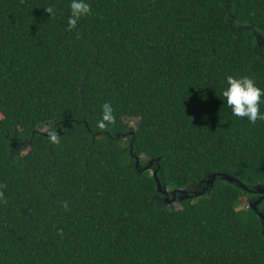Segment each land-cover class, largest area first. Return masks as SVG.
<instances>
[{
  "label": "trees",
  "instance_id": "obj_1",
  "mask_svg": "<svg viewBox=\"0 0 264 264\" xmlns=\"http://www.w3.org/2000/svg\"><path fill=\"white\" fill-rule=\"evenodd\" d=\"M85 2L68 31L71 0H0V264H264L253 192L195 198L264 186V119L223 97L264 90V0Z\"/></svg>",
  "mask_w": 264,
  "mask_h": 264
},
{
  "label": "clouds",
  "instance_id": "obj_2",
  "mask_svg": "<svg viewBox=\"0 0 264 264\" xmlns=\"http://www.w3.org/2000/svg\"><path fill=\"white\" fill-rule=\"evenodd\" d=\"M71 14L68 18V31H73L77 28L78 22L92 14L91 7L85 0H71L70 4ZM46 12L51 14L54 18V8L48 6L45 8ZM77 39L80 38V33H76ZM227 88L223 91V97L226 98L227 106L232 110L233 115L238 118H247L249 122L255 124L257 120L264 119L261 114L260 105L262 97H264V90L258 87L253 79L250 77L236 78L233 76L227 77ZM114 109L110 103H105L102 106V119L98 122V128L106 129L108 124L115 123ZM51 143L59 145L60 135L57 130H51L47 133ZM7 184L0 183V203L7 204L8 200L5 196ZM63 208L67 211L69 209L68 201L62 202ZM60 236H63V230L58 231Z\"/></svg>",
  "mask_w": 264,
  "mask_h": 264
},
{
  "label": "water",
  "instance_id": "obj_3",
  "mask_svg": "<svg viewBox=\"0 0 264 264\" xmlns=\"http://www.w3.org/2000/svg\"><path fill=\"white\" fill-rule=\"evenodd\" d=\"M156 161L159 162L160 158H158ZM136 164L139 167V160H137ZM152 164H153V161L150 163V166H152ZM150 166L147 167L146 169H149ZM154 176L156 177V172H155ZM219 177H221V178H219ZM222 179L227 181V182H229V183L237 184L238 186H240L241 188L245 189L246 191L254 192V193H261V194H263V197H264V186H260L259 185V186L256 187L255 191H251L243 183H241L239 180H237L236 178H234V177H232L230 175H227V174H211V175H209L208 178L204 179L201 182V184L205 183L206 185H204L203 189L200 190L199 193L195 194V198L202 196L206 192V190L209 189V187L212 188V186L215 184V182L220 181ZM158 185H159V181H158ZM200 186L202 187V185H199L198 187L200 188ZM161 190L162 189H161V187L159 185V191H161ZM163 193L167 196L166 203H168V204L172 203L173 201H176L178 194H180L179 199L181 201H184V200H187V199H192L190 194H189V190L188 189H177V190L173 191L171 193V195L173 196L172 200L168 198V192L166 190L163 191ZM250 206L253 209L256 210V203H253V201L250 203ZM263 234H264V230H263Z\"/></svg>",
  "mask_w": 264,
  "mask_h": 264
},
{
  "label": "flooded vegetation",
  "instance_id": "obj_4",
  "mask_svg": "<svg viewBox=\"0 0 264 264\" xmlns=\"http://www.w3.org/2000/svg\"><path fill=\"white\" fill-rule=\"evenodd\" d=\"M251 195H252V197H251L249 203H251V200H252L253 203H256V209H259V208L261 209V207H263V205H264V197H263V194H261V193H254L253 192V194H251ZM258 212H259V216L262 219L263 225H264V211L261 210V211H258Z\"/></svg>",
  "mask_w": 264,
  "mask_h": 264
},
{
  "label": "rangeland",
  "instance_id": "obj_5",
  "mask_svg": "<svg viewBox=\"0 0 264 264\" xmlns=\"http://www.w3.org/2000/svg\"><path fill=\"white\" fill-rule=\"evenodd\" d=\"M46 128H47V127H44L43 130H46ZM131 128H134V124L131 125ZM180 201H181V200H180ZM175 202H176V201H173V203H175ZM242 206H243V205H242ZM242 206H240V208H241ZM175 207H177V208H181V206H180L179 204H176Z\"/></svg>",
  "mask_w": 264,
  "mask_h": 264
}]
</instances>
